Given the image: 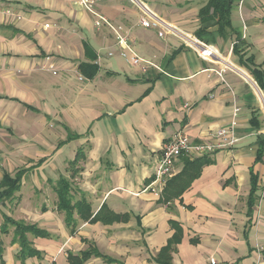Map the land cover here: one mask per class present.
<instances>
[{
    "label": "crops",
    "instance_id": "crops-1",
    "mask_svg": "<svg viewBox=\"0 0 264 264\" xmlns=\"http://www.w3.org/2000/svg\"><path fill=\"white\" fill-rule=\"evenodd\" d=\"M94 1L156 66L144 71L123 58L117 35L97 27L76 0H0V190L6 174L25 172L0 208L25 191L38 200L35 213L27 199L18 217L1 213L0 227L9 217L49 233L28 234L43 257L24 264H70L68 253L87 250L100 257L83 264H161L159 254L177 232L173 223L182 238L171 264H264V90L251 73L257 67L264 74V0H233L234 33L225 38L198 35L215 25L198 18L208 0ZM171 30L220 61L204 59ZM236 110L240 142L210 155L212 164L182 197L167 204L166 186L146 190L175 133L217 143L216 132L231 125ZM176 164L170 180L185 169L182 158ZM61 179L94 214L101 208L102 217L119 219L79 221L70 234L57 209ZM14 231L0 232L11 238L10 245L0 240L5 264H22Z\"/></svg>",
    "mask_w": 264,
    "mask_h": 264
},
{
    "label": "trees",
    "instance_id": "trees-1",
    "mask_svg": "<svg viewBox=\"0 0 264 264\" xmlns=\"http://www.w3.org/2000/svg\"><path fill=\"white\" fill-rule=\"evenodd\" d=\"M234 5L233 0H208L207 4L204 5L198 13V18L202 23H207L214 21L215 25L210 30H201L198 32L200 37L204 36V33H209L210 35L219 34L221 37L225 38L227 35L234 33L232 27V17L231 10ZM92 70V67L90 68ZM96 71V70H95ZM251 73L254 75L255 80L257 81L259 87L264 90V74L260 68L251 69ZM82 150V149H81ZM81 150L78 152L79 155L83 153ZM79 157V156H78ZM183 162L185 164V169L182 173L168 180L166 188L164 190L165 203L168 204L172 198L182 197L184 192L187 191L192 185V183L199 179L201 176L202 170L205 166L211 165L212 160L209 156L200 157L197 159H191L188 157H183ZM25 172H19L16 177H12L8 174L4 176L2 181V186L0 190V203L4 200L11 199L12 196L19 189L20 181L23 178ZM55 191L59 197L57 202V209L60 212L65 214V224L70 230V234H75L79 221L81 222H91V223H100L102 220L105 223H113L115 220H118L120 216L110 215L102 217V210L99 209L98 214H94L91 209V204L85 200H75L72 197V184L64 179L56 182ZM256 189V180L254 179L253 189L254 192ZM253 199H250V206L253 207ZM78 216V219L75 216ZM14 226V241L18 242L21 250L18 253L19 259L22 261V264L30 257H38L42 259L40 252L32 248L31 242L28 240V234H32L36 237H46L49 238L50 235L45 230L34 225H25L21 222L15 221L13 218L5 217L4 224L0 227V232L8 233L9 227ZM176 228L177 232L173 241H170L167 247L161 250L159 257L157 259L158 263L161 264H171V251L174 244L179 243L181 240L182 229L177 223L172 224ZM3 255V246L0 245V264H5ZM92 256L100 257L99 254L91 253L90 250L83 252L80 255H74L73 253H68V260L70 264H83L91 258ZM107 260L109 258H106Z\"/></svg>",
    "mask_w": 264,
    "mask_h": 264
},
{
    "label": "built area",
    "instance_id": "built-area-1",
    "mask_svg": "<svg viewBox=\"0 0 264 264\" xmlns=\"http://www.w3.org/2000/svg\"><path fill=\"white\" fill-rule=\"evenodd\" d=\"M76 3L77 5L84 7L93 17H95L97 27L107 26L115 33V35H117L118 46L124 50L122 52L123 58L128 60L134 66L140 65L144 71L147 70L148 67L156 66L154 63L152 64L144 60L135 53V51L128 43V38L125 35H122V29L120 27H116L110 20H107L105 17H103L96 11L94 6V0H76ZM142 23L146 28H150L152 26V24L148 20H143ZM171 32L180 35L186 42L197 47L199 49L200 55L204 59L219 60V57L215 54L212 49L199 43L197 40L195 41L193 38L190 37L191 39H193V42H189L183 35L178 33L176 30H171ZM160 36H163V34H160ZM238 111L239 110L235 111V117L233 118L232 123L228 128L221 129L216 132L215 140H217V143H213L211 141L193 143L190 142L189 138L186 135H183L181 132L175 133L174 136L163 145V151L161 157L158 160V166L154 175L155 181L153 185L146 190L155 189V194L161 192L165 188L167 181L170 180L171 176L175 174L177 165L176 162L185 156L191 159H197L200 157L213 155L216 151L220 149H226L229 147L236 146L240 142V139L238 138L236 133V115ZM211 264L216 263L214 260H212Z\"/></svg>",
    "mask_w": 264,
    "mask_h": 264
},
{
    "label": "rangeland",
    "instance_id": "rangeland-1",
    "mask_svg": "<svg viewBox=\"0 0 264 264\" xmlns=\"http://www.w3.org/2000/svg\"><path fill=\"white\" fill-rule=\"evenodd\" d=\"M202 4H204V3H202ZM234 19H235V23H238L237 18H234ZM73 146L74 145H70V148H73ZM26 178L28 179L29 176H26ZM27 192H29V191H25V193H23V195L21 194L20 197H19L20 199L18 201L12 200V202H8L6 205H3L0 208V214L1 213H8L9 215H13L14 217H18L21 214V212L17 211L18 210L17 206L19 204L26 203V199L28 201H30V205L27 206V211L30 212V213H35V208H37V206H38V200L36 198V193H33L32 191H30V193H27ZM37 196H38V194H37ZM2 215L3 214H1V216ZM1 220L2 219L0 218V221ZM10 239L11 238H9V236L0 235V240H5V242H3V243L6 244V245H10L11 244Z\"/></svg>",
    "mask_w": 264,
    "mask_h": 264
}]
</instances>
